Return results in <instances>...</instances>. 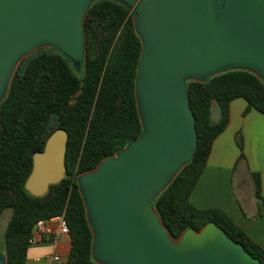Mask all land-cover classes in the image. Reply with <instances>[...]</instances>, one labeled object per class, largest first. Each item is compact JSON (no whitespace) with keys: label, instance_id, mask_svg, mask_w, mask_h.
Here are the masks:
<instances>
[{"label":"water","instance_id":"obj_1","mask_svg":"<svg viewBox=\"0 0 264 264\" xmlns=\"http://www.w3.org/2000/svg\"><path fill=\"white\" fill-rule=\"evenodd\" d=\"M141 42L134 94L142 132L75 177L98 264H262L215 223L174 237L153 200L192 160L195 115L187 81L242 69L264 83V0H114ZM94 0H0V103L20 61L42 47L76 71ZM68 139L54 130L32 156L24 187L41 196L65 176ZM0 264H7L0 250Z\"/></svg>","mask_w":264,"mask_h":264},{"label":"trees","instance_id":"obj_2","mask_svg":"<svg viewBox=\"0 0 264 264\" xmlns=\"http://www.w3.org/2000/svg\"><path fill=\"white\" fill-rule=\"evenodd\" d=\"M84 31L80 71L51 47L39 48L20 61L0 103V214L11 209L3 234L7 264H26L35 223L60 214H64L71 242L66 264H98L91 256L92 232L75 177L142 132L134 94L141 42L132 11L114 0H94ZM186 84L197 147L192 160L154 198L153 206L174 237L185 229L200 230L215 223L264 264V248L224 210L199 208L190 200L213 141L229 123L230 101L244 98L249 108L264 113V83L249 70L232 69ZM213 102L219 107L217 121L211 119ZM58 128L68 134L65 176L43 195H32L24 184L33 153L42 150ZM235 141L242 158L240 132ZM252 178L255 196L264 202L260 175L252 173Z\"/></svg>","mask_w":264,"mask_h":264},{"label":"crops","instance_id":"obj_3","mask_svg":"<svg viewBox=\"0 0 264 264\" xmlns=\"http://www.w3.org/2000/svg\"><path fill=\"white\" fill-rule=\"evenodd\" d=\"M247 108L244 98L230 101L229 123L213 141L190 200L199 208H221L264 248V202L247 189L248 184L253 183L252 173H258L260 195L264 197V113L254 107ZM238 132L244 140L242 158H239L240 150L235 141ZM239 169L242 179L241 188L237 190L234 174ZM56 226L55 221L45 223L47 229H56ZM70 246L69 235L45 231L29 246L26 264H49L47 257L54 253L67 258Z\"/></svg>","mask_w":264,"mask_h":264},{"label":"built area","instance_id":"obj_4","mask_svg":"<svg viewBox=\"0 0 264 264\" xmlns=\"http://www.w3.org/2000/svg\"><path fill=\"white\" fill-rule=\"evenodd\" d=\"M55 221L57 226L56 229H47L45 227L46 222ZM54 232L57 235L65 234L69 235V228L67 222L65 220L64 214H60L49 219H39L32 230V237L30 239V243L32 244L35 241V238L41 235L43 232ZM49 264H66L67 258L63 257L61 254H51L47 257Z\"/></svg>","mask_w":264,"mask_h":264},{"label":"rangeland","instance_id":"obj_5","mask_svg":"<svg viewBox=\"0 0 264 264\" xmlns=\"http://www.w3.org/2000/svg\"><path fill=\"white\" fill-rule=\"evenodd\" d=\"M219 117V107L216 102L212 103L211 106V119L214 121H217ZM241 179H242V173L241 170H237L234 174V183H235V188L237 190H240L241 188ZM248 192L252 193L254 192V183H250L247 186ZM245 197V196H244ZM244 197H241L242 203L245 204ZM11 216V209L6 208L1 214H0V250L4 252V246H3V234L5 231L6 223L9 220Z\"/></svg>","mask_w":264,"mask_h":264}]
</instances>
